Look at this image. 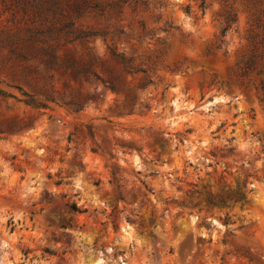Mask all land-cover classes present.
<instances>
[{
	"label": "rangeland",
	"instance_id": "rangeland-1",
	"mask_svg": "<svg viewBox=\"0 0 264 264\" xmlns=\"http://www.w3.org/2000/svg\"><path fill=\"white\" fill-rule=\"evenodd\" d=\"M140 1L85 13L76 28L108 34L59 52L120 75L115 95L26 42L80 0H0V264H264V0ZM120 56L145 73L123 74ZM85 93L96 101L81 112L59 106Z\"/></svg>",
	"mask_w": 264,
	"mask_h": 264
},
{
	"label": "trees",
	"instance_id": "trees-1",
	"mask_svg": "<svg viewBox=\"0 0 264 264\" xmlns=\"http://www.w3.org/2000/svg\"><path fill=\"white\" fill-rule=\"evenodd\" d=\"M200 2L198 8L200 10L204 9L205 1L198 0ZM81 4H77L72 8L70 15L60 17L54 23L43 27L34 28L29 30L28 36L26 39L29 48L37 54V56L47 57L50 59L48 63V68L53 69L55 66H59L65 72L69 73L75 80L83 81L88 83L90 79H94L98 84H100L105 90L111 94L119 95L126 92L125 88L121 84L120 75H111L107 80L101 78L97 73V61L94 57L87 52L86 50H81L78 53H71L61 57L59 52L61 49L74 46L81 41H87L89 38L101 37L105 38L108 34L103 31L96 33L89 30H83L81 28L75 27V20L82 17L85 13L93 12L98 16H105L107 18H119L125 7L130 9L132 13H135L139 10H148V3L140 0H117L107 4L106 6L101 5H92L88 0H80ZM92 10L87 12V10ZM235 22V17L228 15L225 17L224 24L220 36L221 38L225 37L227 31L231 28V25ZM114 33H117L119 36H122L124 33L121 30H114ZM19 58H25L23 55H18ZM258 55H251L250 58L244 64V74L255 68ZM118 64L122 69V73L126 75H132L134 73H145L144 71L133 68L130 63L131 59H127L124 56L116 57ZM260 73V71H258ZM146 86L145 83H141L138 89H144ZM260 89L264 91V82L260 84ZM0 95L7 97L5 93L0 91ZM22 96L26 98L24 104L36 109H48V104L58 105L56 99L49 95L43 94L42 100L38 99L34 95H27L22 93ZM136 96L132 98H126L125 103L129 107H133L136 103ZM96 93H85L80 94L76 97H71L68 100L64 101L61 105L74 113L81 112L87 105L95 103ZM133 109L129 108V113H132ZM236 201H242L245 199L244 194L238 190L235 193ZM207 202L213 206H226L224 200L218 197H212L208 195ZM71 209L75 212L77 208L75 205L71 206Z\"/></svg>",
	"mask_w": 264,
	"mask_h": 264
}]
</instances>
